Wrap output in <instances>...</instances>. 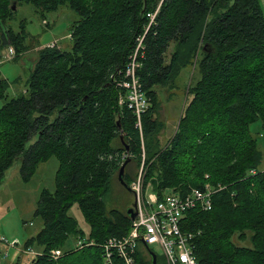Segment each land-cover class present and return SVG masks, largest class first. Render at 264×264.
Returning a JSON list of instances; mask_svg holds the SVG:
<instances>
[{
    "label": "trees",
    "instance_id": "16d2710c",
    "mask_svg": "<svg viewBox=\"0 0 264 264\" xmlns=\"http://www.w3.org/2000/svg\"><path fill=\"white\" fill-rule=\"evenodd\" d=\"M23 2L43 20L62 5L77 14L70 49L54 43L37 50L27 95L9 96L10 84L0 72V181L16 159L24 181L50 156L58 161L54 189L41 191L35 209L43 226L24 243L40 249L27 264H104L102 243L128 234L131 226L126 211L107 208L111 182L126 158L140 165L142 150L145 183L158 198L205 183L216 189L211 209L188 210L181 223L200 264H264V168L249 130L258 119L264 129L259 1L163 0L145 30L146 14L160 0H0V54L12 47V60L30 49L26 21H19L18 30L8 24ZM141 35L136 74L148 107L140 134L132 110L118 104L124 91L118 82ZM194 57L199 76L187 88L191 98L160 147L157 87L174 80ZM124 181L131 182L125 172ZM74 203L87 234L68 214ZM234 236H248L251 247L238 250ZM77 238L94 243L73 249L70 242ZM53 249L61 251L56 258Z\"/></svg>",
    "mask_w": 264,
    "mask_h": 264
},
{
    "label": "rangeland",
    "instance_id": "374dc122",
    "mask_svg": "<svg viewBox=\"0 0 264 264\" xmlns=\"http://www.w3.org/2000/svg\"><path fill=\"white\" fill-rule=\"evenodd\" d=\"M258 1L264 15V0ZM21 19L26 21V30L28 33L26 43L29 44L30 49L14 60L4 61L0 58V72L10 84L8 88L9 96L27 95L25 89L29 67L33 61L32 58H35V54L40 47L54 42L64 50L70 49L71 40L69 32L72 23L77 19V14L67 6L62 5L57 10L44 15L46 23L48 22L45 24V21L37 13L35 7L30 3L23 2L16 4L15 16L12 20L8 21V24L14 30H18ZM171 50L172 46L169 47L166 53L167 62L169 61L168 57ZM196 57L190 61L191 65L189 64L179 71L174 80L172 79L169 82L170 84L167 83L168 85L157 87L158 107L155 116L161 125V131L159 133L160 147L165 146L170 139L175 131L184 105L191 98V95L187 93V88L199 76L197 69L192 65L195 63ZM29 59L30 61H28ZM1 103L2 101H0ZM36 114L34 113V115ZM54 116L55 113L50 116V119H53ZM249 130L256 138L259 150L262 153L259 168L263 169L264 129L261 121L258 119L250 123ZM35 138L36 136L32 135L26 141L25 148H28ZM142 153L140 165L137 166L135 159H130L125 167V173L130 177V181H132L137 176L139 169L142 168L144 184L145 186H150L149 183H145V171L148 165L146 163L144 164V150H142ZM57 166L58 161L56 157L50 156L47 160L37 165L35 172L29 180L24 181L20 175V161L16 159L4 172L0 181V235L4 236L10 242L14 241L19 248H24L26 239L35 235L43 226L41 218L35 215V209L41 191L43 189L53 191L54 175ZM204 178L209 179L207 173L204 174ZM207 181L210 182L209 180ZM150 188L146 190V195L152 193ZM133 202L134 195L127 187L119 182L116 174L112 179L110 191L107 195V208H117L121 211H126ZM68 214L76 219L78 226L87 234L89 226L76 203L69 208ZM232 240L238 250H246V248L251 247L248 236L241 240L234 236ZM73 242L71 240V245L74 244ZM33 247L37 249L36 245ZM149 249L157 255V264H165L162 251L156 244L149 245ZM16 250L18 249L0 243V252L2 253V256H0V264H14L17 259V254L21 255V264H27L34 257V255Z\"/></svg>",
    "mask_w": 264,
    "mask_h": 264
},
{
    "label": "built area",
    "instance_id": "2783aa9c",
    "mask_svg": "<svg viewBox=\"0 0 264 264\" xmlns=\"http://www.w3.org/2000/svg\"><path fill=\"white\" fill-rule=\"evenodd\" d=\"M160 0L154 11L148 12L146 17L148 23L145 30L154 22L156 14L161 5ZM143 35L137 38L136 48L129 58L122 79L118 85L124 90L119 96L118 104L126 105L135 116V127L141 134L142 115L148 107V99L136 74L139 66L137 52L141 48ZM54 42L47 46H53ZM1 52L0 58L4 61L12 60L15 51L8 47ZM133 191L136 203V215L131 219V226L128 234L121 238H108L102 243L104 264H150V256L142 243L136 240L139 236L149 245L156 244L162 251L165 264H200L196 259L191 233L181 228L183 216L188 210L199 207L202 210H209L212 206V196L216 189L209 183L203 187H191L185 194L167 192L161 198L152 191L146 195L150 186H144L142 168L137 176L129 183ZM151 189V188H150ZM152 190V189H151ZM0 243L18 249L17 251L36 255L39 251L32 247L19 248L16 243L8 241L0 235ZM71 248H80L84 245L93 244V240L77 238ZM53 257L61 254L59 249L51 251ZM0 256L2 253L0 252Z\"/></svg>",
    "mask_w": 264,
    "mask_h": 264
},
{
    "label": "water",
    "instance_id": "95a60500",
    "mask_svg": "<svg viewBox=\"0 0 264 264\" xmlns=\"http://www.w3.org/2000/svg\"><path fill=\"white\" fill-rule=\"evenodd\" d=\"M12 8L14 9L15 6L13 5ZM120 138L122 139V135H119ZM129 162V158H126L123 163L120 165L118 172H117V178L119 180V182L128 188V190H130L133 194V191L130 189L129 185L125 183L124 181V172H125V166L126 164ZM134 195V194H133ZM135 200L133 202V204L131 206H129L126 210V213L128 214V216L130 217V219H133L134 216L136 215V210H135ZM136 240L140 241L142 243V245L144 246L145 250L148 252L149 256H150V264H157V255L151 251L149 249V247L147 246V244L144 242V240L142 239L141 236H139Z\"/></svg>",
    "mask_w": 264,
    "mask_h": 264
},
{
    "label": "crops",
    "instance_id": "0c3cea01",
    "mask_svg": "<svg viewBox=\"0 0 264 264\" xmlns=\"http://www.w3.org/2000/svg\"><path fill=\"white\" fill-rule=\"evenodd\" d=\"M43 21H45V19H44ZM47 23H48V22H47ZM47 23H46V21H45V24H47ZM28 55H29V54H28ZM28 55H26V56H28ZM29 58H30V57H29ZM35 58H36V54H35ZM35 58H32V60H34ZM28 61H30V59H29ZM33 248H34L36 251H39V250H40L39 248H37V249H36L35 247H33ZM16 251H17V250H16ZM14 256H15V255H14ZM14 256H13V257H14ZM16 258H17L16 261L18 260V261L20 262V264H21V255H20V254H17Z\"/></svg>",
    "mask_w": 264,
    "mask_h": 264
}]
</instances>
